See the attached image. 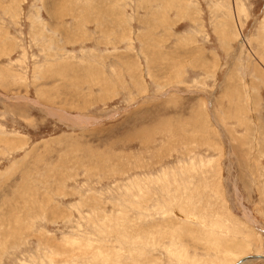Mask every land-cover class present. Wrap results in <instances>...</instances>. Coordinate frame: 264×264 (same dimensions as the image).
Wrapping results in <instances>:
<instances>
[{
    "label": "rangeland",
    "instance_id": "1",
    "mask_svg": "<svg viewBox=\"0 0 264 264\" xmlns=\"http://www.w3.org/2000/svg\"><path fill=\"white\" fill-rule=\"evenodd\" d=\"M260 256L264 0H0V264Z\"/></svg>",
    "mask_w": 264,
    "mask_h": 264
},
{
    "label": "bare ground",
    "instance_id": "2",
    "mask_svg": "<svg viewBox=\"0 0 264 264\" xmlns=\"http://www.w3.org/2000/svg\"><path fill=\"white\" fill-rule=\"evenodd\" d=\"M84 120V119H83ZM263 257V256H260V258ZM264 258V257H263ZM253 259H256V258H253ZM245 263V262H244ZM242 264V263H241Z\"/></svg>",
    "mask_w": 264,
    "mask_h": 264
},
{
    "label": "water",
    "instance_id": "3",
    "mask_svg": "<svg viewBox=\"0 0 264 264\" xmlns=\"http://www.w3.org/2000/svg\"><path fill=\"white\" fill-rule=\"evenodd\" d=\"M247 259H251L250 257L249 258H247ZM243 260H241V262H242Z\"/></svg>",
    "mask_w": 264,
    "mask_h": 264
}]
</instances>
